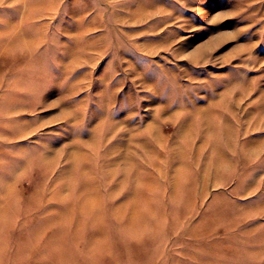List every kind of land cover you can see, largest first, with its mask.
Here are the masks:
<instances>
[{"label": "rangeland", "instance_id": "obj_1", "mask_svg": "<svg viewBox=\"0 0 264 264\" xmlns=\"http://www.w3.org/2000/svg\"><path fill=\"white\" fill-rule=\"evenodd\" d=\"M0 264H264V0H0Z\"/></svg>", "mask_w": 264, "mask_h": 264}]
</instances>
